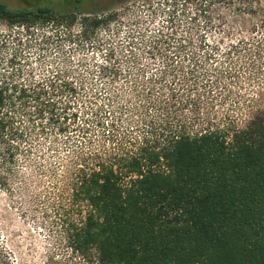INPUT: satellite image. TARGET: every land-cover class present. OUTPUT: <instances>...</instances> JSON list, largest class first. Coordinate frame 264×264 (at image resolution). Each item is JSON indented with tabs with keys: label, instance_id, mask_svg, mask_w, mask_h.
Wrapping results in <instances>:
<instances>
[{
	"label": "trees",
	"instance_id": "trees-1",
	"mask_svg": "<svg viewBox=\"0 0 264 264\" xmlns=\"http://www.w3.org/2000/svg\"><path fill=\"white\" fill-rule=\"evenodd\" d=\"M25 1L23 7H11L0 0V23L21 29L25 39L33 29L50 26L61 29L69 41L100 51L99 44L105 41L101 35L118 19L111 8L92 11L104 0ZM192 1L209 13L227 6L247 28L248 38L225 48L204 39L191 49L187 42H179L173 54L163 40L167 46L156 44L147 50L154 55L156 49L161 59L160 68L150 76L143 66L134 74L97 66V77L105 82L122 75L132 77L128 81L133 88H141V82L162 84L156 90L139 89L146 113L139 134L128 138L127 148L119 150L112 144L106 151L78 158L69 178V199L78 208L66 218L65 234L71 249L88 262L264 264V0ZM201 48L206 61L223 54L219 64L201 66L204 62L195 57ZM220 68L231 78L243 68L249 77H263L257 97L240 117L222 121L202 113L188 119L183 110L178 112L182 103L191 105L204 96L206 86L209 90L230 87L226 82L221 86L226 72ZM212 75L215 79L209 80ZM21 77L0 72L1 187L9 184L18 155H29L35 149L32 139L54 124L55 101L49 92L54 94L64 85L68 94L76 93L70 80L54 86ZM86 93L92 98L97 94ZM111 95L108 103L94 108L96 116L110 114ZM48 112L51 115L46 117ZM109 121L102 117L95 123L110 132L114 124ZM0 264H13L1 243Z\"/></svg>",
	"mask_w": 264,
	"mask_h": 264
},
{
	"label": "rangeland",
	"instance_id": "rangeland-1",
	"mask_svg": "<svg viewBox=\"0 0 264 264\" xmlns=\"http://www.w3.org/2000/svg\"><path fill=\"white\" fill-rule=\"evenodd\" d=\"M3 1L11 7L26 5L25 0ZM221 6L220 10L209 13L192 0H104V5L92 6V11L111 8L118 12V19L101 35L105 41L99 44L100 51L94 46L82 47L69 41L61 29L37 27L29 39H25L21 29L0 23L1 73H13L54 86L70 80L76 87L73 95L67 93L64 85L58 86L60 91L55 90L54 94L49 92L55 101L52 106L54 124H46V132L32 139L35 149L29 155H18L9 184L0 186V243L10 251L13 264H94L73 251L66 238L64 222L78 208L69 199V178L78 158L106 151L112 144L119 150L127 148L128 138L139 134L146 113V102H141L144 96H139V89L149 86L156 90L162 84L141 82V88H133L128 81L132 77L122 75L114 82H105L97 77V66L104 64L106 71L131 74L143 66L150 76L161 65L156 49L154 55L147 52L153 45L167 46L168 43L173 54V46L179 42H187L191 49L192 46L197 48L204 39L210 43L217 41L225 48L230 42L248 38L247 28L232 15L233 11ZM195 57L206 63L201 66L214 68L223 54L206 61L201 48ZM228 62L230 60L225 65ZM243 69L234 74L235 78L227 72L223 74L221 86L230 83L231 89L213 87L211 91L206 86L204 96L194 99L191 105L182 103L178 112L183 110L187 118L208 113L222 121H235L257 97L260 80H263L262 76L259 80L249 77L248 70ZM212 76L209 80L215 79ZM230 80L235 82L234 86ZM91 90L97 93L94 98L86 93ZM109 93L114 94L110 114L96 116L94 108L108 103ZM189 109L195 111L190 114ZM50 115L48 112L45 116ZM102 117L114 124L110 132H103V127L95 123Z\"/></svg>",
	"mask_w": 264,
	"mask_h": 264
}]
</instances>
